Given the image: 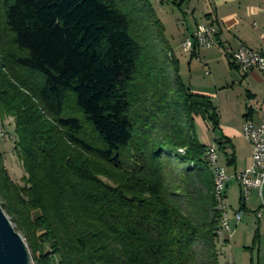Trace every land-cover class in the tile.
Listing matches in <instances>:
<instances>
[{
	"label": "trees",
	"instance_id": "16d2710c",
	"mask_svg": "<svg viewBox=\"0 0 264 264\" xmlns=\"http://www.w3.org/2000/svg\"><path fill=\"white\" fill-rule=\"evenodd\" d=\"M9 118L25 177L0 153V205L35 264H219L196 121L219 116L183 82L151 0H0Z\"/></svg>",
	"mask_w": 264,
	"mask_h": 264
},
{
	"label": "crops",
	"instance_id": "0c3cea01",
	"mask_svg": "<svg viewBox=\"0 0 264 264\" xmlns=\"http://www.w3.org/2000/svg\"><path fill=\"white\" fill-rule=\"evenodd\" d=\"M154 7L173 55L180 62L183 82L193 92L210 97L217 109L219 129L214 130L200 118L196 120L197 127L202 128L203 144L216 145L221 138L230 142L225 152L216 145L220 165L233 177L225 192L231 230L217 243L219 264H264V215L258 216L262 209L259 193L252 190L245 201L243 188L235 178L252 165L253 150L243 136V126L247 120L255 126L261 124V114L255 108L264 103V77L256 71L245 73L231 63L232 55L242 46L264 54V0H188L182 4L180 0H164ZM200 25L217 28V47L185 52L183 42ZM195 58L212 67V73L206 72L211 76L206 84L191 70ZM185 61L189 73L184 72ZM238 212H242L239 222L235 219Z\"/></svg>",
	"mask_w": 264,
	"mask_h": 264
},
{
	"label": "built area",
	"instance_id": "2783aa9c",
	"mask_svg": "<svg viewBox=\"0 0 264 264\" xmlns=\"http://www.w3.org/2000/svg\"><path fill=\"white\" fill-rule=\"evenodd\" d=\"M163 0H156L161 4ZM264 39V34L262 35ZM182 48L185 52H193L196 49H212V43L206 34V25L197 27L193 35L187 38ZM231 63L245 73L252 71L259 72L264 77V54L242 46L231 57ZM255 111L261 114V124L255 126L251 120H247L243 126V136L252 146V165L251 167L235 176L243 188L244 200L247 201L252 190H257L261 199L262 209L258 213L261 217L264 215V103L261 107L255 108ZM5 134L0 130V136ZM208 156L214 165H218L219 191L218 199L222 200L221 215L223 229H219L222 235L231 230V214L226 203V188L228 183L233 179L226 173L224 167L220 165V154L216 145L208 146ZM242 218V212L235 214V219L239 222Z\"/></svg>",
	"mask_w": 264,
	"mask_h": 264
},
{
	"label": "rangeland",
	"instance_id": "374dc122",
	"mask_svg": "<svg viewBox=\"0 0 264 264\" xmlns=\"http://www.w3.org/2000/svg\"><path fill=\"white\" fill-rule=\"evenodd\" d=\"M151 1L154 5L157 4L155 0H151ZM157 8H160V6H157ZM197 58L193 60V65L191 67V70L201 82L206 84V80H209L211 78V76L206 75V72L209 71L212 73L213 72L212 67L210 68L206 67V65L203 62H201L200 59ZM221 65L222 64H220V67ZM183 69L185 73H189L188 61H185ZM197 128H198L197 129L198 138L203 143L204 141L202 140V131H201L202 128L199 125ZM0 130L3 131L5 134L3 137L0 136V153L4 157L5 167L11 177V180L19 185H23V178L25 177V172L23 168V163L21 162L20 158L18 157L15 151L17 140L15 136L14 120L12 118H9L6 119L5 122H0ZM31 263L35 264L32 258H31ZM53 264H59V257L57 256L55 257Z\"/></svg>",
	"mask_w": 264,
	"mask_h": 264
},
{
	"label": "water",
	"instance_id": "95a60500",
	"mask_svg": "<svg viewBox=\"0 0 264 264\" xmlns=\"http://www.w3.org/2000/svg\"><path fill=\"white\" fill-rule=\"evenodd\" d=\"M0 264H32L31 254L0 205Z\"/></svg>",
	"mask_w": 264,
	"mask_h": 264
},
{
	"label": "bare ground",
	"instance_id": "6f19581e",
	"mask_svg": "<svg viewBox=\"0 0 264 264\" xmlns=\"http://www.w3.org/2000/svg\"><path fill=\"white\" fill-rule=\"evenodd\" d=\"M217 28L214 25H206V34L207 36H209V39L212 43V49L217 47L218 43H217ZM206 159L207 162L209 163V166L211 167V169L213 170V175H214V199H215V203H216V210L218 212L219 215H221V207H222V200L218 199V191H219V178H218V165H214L212 163V160H210L209 156H208V148L206 151ZM219 229H223V221H222V216H219V228L217 231V234L219 236L222 235V232Z\"/></svg>",
	"mask_w": 264,
	"mask_h": 264
}]
</instances>
